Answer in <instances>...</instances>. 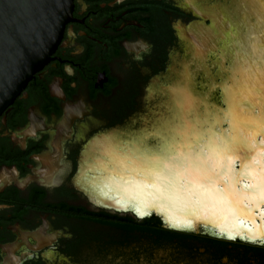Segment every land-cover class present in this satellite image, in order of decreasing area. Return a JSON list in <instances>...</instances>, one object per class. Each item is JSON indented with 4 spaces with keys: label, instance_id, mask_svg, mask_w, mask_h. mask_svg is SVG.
Masks as SVG:
<instances>
[{
    "label": "flooded vegetation",
    "instance_id": "af4514ba",
    "mask_svg": "<svg viewBox=\"0 0 264 264\" xmlns=\"http://www.w3.org/2000/svg\"><path fill=\"white\" fill-rule=\"evenodd\" d=\"M199 20L219 30L194 0H71L47 60L0 114V264H264V243L146 223L73 182L89 138L148 116L177 81ZM200 40L204 53L212 35Z\"/></svg>",
    "mask_w": 264,
    "mask_h": 264
},
{
    "label": "water",
    "instance_id": "95a60500",
    "mask_svg": "<svg viewBox=\"0 0 264 264\" xmlns=\"http://www.w3.org/2000/svg\"><path fill=\"white\" fill-rule=\"evenodd\" d=\"M70 3L71 0H0V114L47 60L59 39ZM257 3L261 6L264 0ZM222 27V37L234 29L227 22ZM197 37L193 36V43L202 48ZM216 40L212 37L211 50L205 51L209 56L222 53L221 40ZM254 46L257 52L245 56L241 68L237 69L236 64L229 67L230 57L219 56L221 72L213 77L217 64H211V73H205L209 83L200 92L192 83L188 96L196 101V109L186 121L173 111L174 104L182 103L180 95L175 93L177 80L161 89L162 100L148 116L89 138L73 177L74 185L95 205L137 218L156 215L173 230H204L228 240L264 243V52L259 51L264 50V30L255 37ZM241 86H245L247 95ZM208 113L214 123L212 129L210 124L202 125ZM230 120H236L238 126L231 125ZM197 124L199 127L195 128ZM213 154L221 156L223 161L208 160V155ZM171 157L176 159L170 161ZM185 157L206 161L212 169V178L189 170V159ZM111 179L122 180V186L128 189L134 186L131 189L134 195H139L147 185L175 186L181 190L179 196L206 201H202L200 213L209 208L206 214L213 215L212 210H217L220 212L212 218L227 220L236 209L244 225L258 231L251 236L245 227L243 233L230 236L208 216H194L187 226L171 224L156 203L144 205L141 212L135 209L136 198L120 204L118 194L105 190ZM229 186L235 189V196L229 193ZM241 198L242 203L233 204Z\"/></svg>",
    "mask_w": 264,
    "mask_h": 264
},
{
    "label": "rangeland",
    "instance_id": "374dc122",
    "mask_svg": "<svg viewBox=\"0 0 264 264\" xmlns=\"http://www.w3.org/2000/svg\"><path fill=\"white\" fill-rule=\"evenodd\" d=\"M194 2L197 4V10L209 15L214 23L217 20L216 25L219 30L216 29L217 33L213 32L212 23L206 27L201 20L191 26L192 30L197 32L201 39L206 35L207 37L212 35V37L217 38L216 41L221 40L219 45L223 50L216 57L213 53H210L209 56V52L203 53L202 49L196 46L193 47V40L188 33L185 32L183 34L186 42L189 39L192 40V47L191 45H184L181 52L175 54L174 61L171 65L169 77L179 81L177 93L182 100L181 104H174L173 111L182 105L188 106L193 104V102L196 103L194 99L188 96L189 89L192 87V82L188 81L187 76H185L188 72H192L195 76H193V83L198 87L200 92L202 87L207 86L209 83V79L205 73H211V64H217V68L212 73V75L214 74L213 77L219 74V56H229L228 66L231 67L233 64H236L237 69H239L240 62L244 63L246 59L245 56H253V53L257 52V48L254 46V39L257 35L262 34L264 30V3L259 6L257 0H194ZM223 19H230L232 22L234 20L236 23V28L231 31L232 34H230L227 40L222 37L223 35L221 33L223 32L221 25V20ZM204 44H206L205 48H207L205 51L211 50L209 43L204 42ZM259 51L264 52L261 49ZM244 72H242V76H245ZM183 96H185V100ZM160 102L158 101L156 104H153L152 110H155ZM100 262V260L96 259L90 260V264H100ZM105 262L108 263V261ZM118 262L119 264H131L122 258Z\"/></svg>",
    "mask_w": 264,
    "mask_h": 264
},
{
    "label": "bare ground",
    "instance_id": "6f19581e",
    "mask_svg": "<svg viewBox=\"0 0 264 264\" xmlns=\"http://www.w3.org/2000/svg\"><path fill=\"white\" fill-rule=\"evenodd\" d=\"M241 87L243 88V94L247 95L248 93L245 92L246 91L245 86H241ZM195 108H196V103L193 102V104L188 105V106L182 105L181 107L176 109L174 111V113H176L178 116H181L180 118L186 121V119H188L187 116L190 117L192 115V113L194 112ZM208 116H211V113H208V115H206V118L204 120L205 122L202 125L208 126L210 124L211 129H212V128H214V123L211 122L212 119H210ZM236 120H234V122L232 120H230V124L237 127L238 123ZM187 124H189V123H187ZM198 127L199 126L197 124L195 126V128H198ZM191 128L193 130H195L194 127H191ZM213 156L208 155L207 159L210 161H214L216 163H219V161H223V158L221 156H218L217 154H216V156L213 154ZM216 159H218V160L216 161ZM187 174H188V172H186L184 175H187ZM117 180H116L117 183L113 179H111L110 181H107V184L105 186V190L108 193L118 194L117 199L120 201V204L125 205V203L127 201H133L134 198H136L137 203L135 204V209L137 211L141 212L144 208V205L149 206L153 203H156L159 207L163 208L166 215H168L167 218H168L169 222L171 224H174V225L187 226V225H190V223L192 222L191 219L194 216H197V217L208 216V217L212 218V217H214L213 215L215 213L220 212V211L218 212L217 210H212V212L214 213L213 215H211L209 213L206 214L209 211L208 210L209 208H208L206 210H202V212H205V213H200V210H201L200 207L203 205L202 201H204V200L203 199L201 200L200 197H197V198L193 199V201L190 199L191 200V202H190L189 198H187L185 196H179L181 194V192H180L181 190H179L175 186H170V187L162 186V188L160 186H156V187L152 188L151 186L147 185V186H145L144 190H141L139 192V195H137L136 193L134 195V191L131 190L134 186H132L131 189H128V187L126 185H125V187L122 186V184H121V183H123L122 180H119V179H117ZM176 182H178V180H176ZM118 188H121V189L125 188L126 190L119 191V190H117ZM130 193H132V196L130 195ZM168 193H171V194L175 195L176 197L167 196V195H170ZM204 202H206V201H204ZM223 206H225V204H223ZM220 210H221V212L223 211L222 209H220ZM237 214H238V211L235 209L233 211V213H230L228 215L229 218L227 220H225V219L224 220H218L217 218H212V220L216 224H218L217 226L219 229L227 231L230 236L234 235V234L243 233L242 230L245 227H246V229H248L247 232L251 233V236H254L255 232H257L258 230L256 228H255L256 230L253 229L252 226H247V224L244 225V223L241 219V216L240 215L238 216ZM263 229H264V221H263Z\"/></svg>",
    "mask_w": 264,
    "mask_h": 264
},
{
    "label": "snow or ice",
    "instance_id": "6c2138e0",
    "mask_svg": "<svg viewBox=\"0 0 264 264\" xmlns=\"http://www.w3.org/2000/svg\"><path fill=\"white\" fill-rule=\"evenodd\" d=\"M176 159V157H171V160ZM185 159H189L188 157H185ZM165 168H167V164H165ZM189 170L201 172L204 174L205 178L211 179L212 178V169L210 166L207 165L206 161L199 160V159H189ZM229 193L232 195H236L235 189L229 186L228 189ZM240 203H242V198L237 199L233 201V204L238 206ZM259 207V205H258ZM143 215V213H141Z\"/></svg>",
    "mask_w": 264,
    "mask_h": 264
},
{
    "label": "trees",
    "instance_id": "16d2710c",
    "mask_svg": "<svg viewBox=\"0 0 264 264\" xmlns=\"http://www.w3.org/2000/svg\"><path fill=\"white\" fill-rule=\"evenodd\" d=\"M143 221L146 223H153V224L161 225V219L156 215L145 217Z\"/></svg>",
    "mask_w": 264,
    "mask_h": 264
}]
</instances>
